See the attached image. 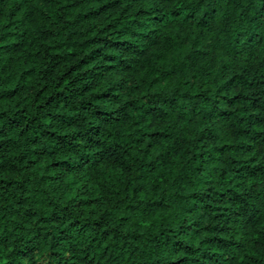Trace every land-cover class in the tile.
Segmentation results:
<instances>
[{"label": "trees", "instance_id": "obj_1", "mask_svg": "<svg viewBox=\"0 0 264 264\" xmlns=\"http://www.w3.org/2000/svg\"><path fill=\"white\" fill-rule=\"evenodd\" d=\"M0 264H264V0H0Z\"/></svg>", "mask_w": 264, "mask_h": 264}]
</instances>
